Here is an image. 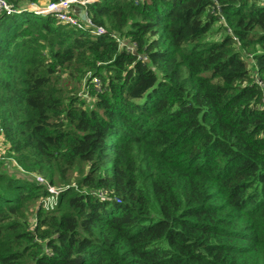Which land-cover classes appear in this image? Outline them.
<instances>
[{"label": "trees", "instance_id": "1", "mask_svg": "<svg viewBox=\"0 0 264 264\" xmlns=\"http://www.w3.org/2000/svg\"><path fill=\"white\" fill-rule=\"evenodd\" d=\"M86 12L104 32L0 10V146L18 168L0 163V264H264V0ZM76 66L100 82L90 109L56 94ZM77 160L76 188L43 211L31 174Z\"/></svg>", "mask_w": 264, "mask_h": 264}, {"label": "rangeland", "instance_id": "2", "mask_svg": "<svg viewBox=\"0 0 264 264\" xmlns=\"http://www.w3.org/2000/svg\"><path fill=\"white\" fill-rule=\"evenodd\" d=\"M48 0H39L35 4L37 6H42ZM20 6L22 5H30L34 3H30L28 0H19ZM216 12H213V15H216ZM217 16V15H216ZM224 25L223 19L220 17L217 21H214L213 26L211 28V38L216 39L222 33V27ZM126 42V41H125ZM128 43V42H126ZM252 60V59H251ZM250 62V61H249ZM249 67H252L249 65ZM91 71H87L81 66L71 67L69 69H61L59 72V77L57 78L56 87L58 91H56L57 96L62 100L66 101L69 97L79 98L80 102L78 103L84 109H90L94 103V96L91 94L90 89L100 90V82L98 77H94ZM89 83V84H88ZM5 149L0 147V163H2V168L7 172H18V168L15 166V162L13 158L7 156ZM88 163L82 160H77L74 165L65 171L52 170V172L48 171L45 174H31V178L33 179L35 176H40L43 178V186L46 188H53L54 192H49L42 200H47L53 196L55 199V205L46 201L43 205V201L41 200V209L43 211H52L56 208L58 204V199L60 193L68 187L76 188V181L80 179L87 171ZM61 174V175H60ZM53 182L50 184V181ZM37 184H39L37 182ZM41 185V184H39ZM97 195L101 196V193L98 192ZM52 205V206H51ZM33 207L30 208L32 210ZM29 220L32 224L36 222V218H34L33 212L29 215ZM36 224V223H35Z\"/></svg>", "mask_w": 264, "mask_h": 264}, {"label": "built area", "instance_id": "3", "mask_svg": "<svg viewBox=\"0 0 264 264\" xmlns=\"http://www.w3.org/2000/svg\"><path fill=\"white\" fill-rule=\"evenodd\" d=\"M94 0H50L47 1L45 4L42 6H37L36 4H28V5H22L17 9H12L9 7L3 0H0V10H4L6 14H11L13 12H17L20 10H30L35 14L39 15H46V14H51L53 15L57 21L60 24H65L68 25L69 27H72L74 29H79V30H89L90 33L92 34H99L104 32L103 27L101 26H94L91 28H88V26H91L89 23V19L85 22L82 21L78 15L76 14L75 6L84 9L86 11V6L93 2ZM136 2H141L143 0H135ZM87 15V12H86ZM116 42L118 43V46L123 47L124 49L131 51L134 47V43H126L122 38L117 37L116 35H112ZM2 132L3 128L0 125V140L2 138ZM34 181L39 184H44L43 183V178L40 176H35ZM49 192H54L53 188L49 187L47 188ZM44 200V199H43ZM42 200V201H43ZM46 201L51 202V204L55 205V199L53 196L50 198H47V200L43 201V205L46 203ZM52 206V205H51Z\"/></svg>", "mask_w": 264, "mask_h": 264}, {"label": "water", "instance_id": "4", "mask_svg": "<svg viewBox=\"0 0 264 264\" xmlns=\"http://www.w3.org/2000/svg\"><path fill=\"white\" fill-rule=\"evenodd\" d=\"M75 10H76V14L78 15V17L82 20V21H87L88 18H87V15H86V11L84 9H81L77 6L74 7Z\"/></svg>", "mask_w": 264, "mask_h": 264}, {"label": "crops", "instance_id": "5", "mask_svg": "<svg viewBox=\"0 0 264 264\" xmlns=\"http://www.w3.org/2000/svg\"><path fill=\"white\" fill-rule=\"evenodd\" d=\"M1 147V146H0Z\"/></svg>", "mask_w": 264, "mask_h": 264}]
</instances>
